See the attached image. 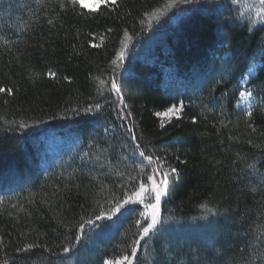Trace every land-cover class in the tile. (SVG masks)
I'll list each match as a JSON object with an SVG mask.
<instances>
[{"label": "trees", "instance_id": "trees-1", "mask_svg": "<svg viewBox=\"0 0 264 264\" xmlns=\"http://www.w3.org/2000/svg\"><path fill=\"white\" fill-rule=\"evenodd\" d=\"M258 2L197 0L150 22L145 13L163 11L167 0H118L93 16L61 8L60 0H0V85L14 87L12 96L0 94V264H103L131 255L142 204L86 227L72 252L57 247L76 243L71 225L98 214V204L121 195L119 186L136 174L138 153L125 125L178 170L161 201L167 223L141 242L133 264H264ZM125 29L132 39L114 75L132 117L121 121L115 93L98 96L95 77L113 75ZM241 88L253 90L251 117L248 105L237 106ZM95 102L99 112L76 114ZM180 102L179 116L160 127L155 112ZM52 132L72 145L49 157ZM201 204L215 212L204 218ZM25 243L41 247L17 252Z\"/></svg>", "mask_w": 264, "mask_h": 264}, {"label": "snow or ice", "instance_id": "snow-or-ice-1", "mask_svg": "<svg viewBox=\"0 0 264 264\" xmlns=\"http://www.w3.org/2000/svg\"><path fill=\"white\" fill-rule=\"evenodd\" d=\"M196 2L197 0H167L163 11L154 10L152 13H145V15L149 17L150 22L153 19L159 20L160 16L164 15L166 11L172 7H178L180 4H192ZM231 2L232 4L237 5L239 3V0H231ZM69 6L73 10L78 9L79 11L77 12V14L80 16H93L100 12L101 6L113 8L118 7V0H60L61 8H66ZM252 6L253 5H248V7ZM255 7L257 9L256 15L261 17V19H264V0H259L258 4L255 5ZM237 15L239 16L240 13H237ZM48 22L52 23L51 20H49ZM108 31H111V29H108ZM100 39L103 40L104 37L101 36ZM131 39L132 37L129 35L127 29H125L124 40L121 42L122 47L116 52L115 58L111 61V64L114 66L113 75L107 77L106 79L95 77V79L98 81V96L103 97L105 91L109 93H115L117 98V107L115 108V111L117 113V117L121 121L130 120V118L132 117V113L130 111H127L128 105L125 103L124 97L121 94V85L115 78L114 73L116 68L123 66V61L127 55L126 41H130ZM93 46L98 47L99 45ZM46 75L51 78L56 77V73L51 70H49ZM65 79H68V77H65ZM0 94L12 96L14 94V87H5L3 85H0ZM239 97L240 99L237 100V106H239L242 101L248 102V106L246 111H244V115L251 117L253 110L250 101L253 97V90L241 88L239 90ZM5 103H7V100H5ZM183 107V102H180L179 104L171 105L164 111L155 112V116L161 118L160 127H164L165 120H171L174 117H178L183 110ZM101 109V103L95 102L88 104L83 109H76L75 112L77 115H79L80 112L89 114L99 112ZM0 119H3V117H0ZM193 121L195 122V117H193ZM8 123H18L19 129L29 127V125L23 121H11ZM36 123H41V121H37ZM125 126L127 127V130L131 136V140L135 142V152L138 153V156L140 158V162L135 165L136 174L128 175L127 182L119 186L121 189V195L110 193L111 199L106 200V206L98 204V214L94 211L88 219H84L83 217H81L82 222H80L78 226L76 224L71 225V227L77 228V232L75 235L76 243H66L62 247L57 246L60 252H72L76 245L82 240L84 229L86 227L90 230L101 227V225L97 222L112 220V218L118 213H121L122 210H126L128 212L134 211L133 208L126 206L142 204L143 211L139 213L140 219H137L135 221V224L138 226V230L136 233V236L138 238L134 239L131 242V255L125 253L123 256L115 258L114 260L105 259L103 261V264H133L134 258H136L137 256L138 249H140L141 247V242L146 241V238L150 239L152 236L159 233L163 229L164 224L167 223V221L162 219L161 217V201L169 194L170 174L177 173L178 170L168 165L164 157L155 155L150 147H141V142L137 139L134 126ZM105 131H107V129H105ZM253 131H255V129H253ZM249 143H251V141H249ZM254 166V164L247 165V167L249 168H253ZM117 175L123 176L124 174L118 172ZM0 203H3V197H0ZM200 207L205 209L204 218H206L207 215L213 214L215 212V209L209 207L207 204H201ZM37 247H41V245L35 243H25L23 247H18L16 251L29 252L30 250ZM43 247L47 251H52L51 249L47 248L46 245H44ZM62 259H67V257H62ZM5 264H7V262H5Z\"/></svg>", "mask_w": 264, "mask_h": 264}, {"label": "rangeland", "instance_id": "rangeland-1", "mask_svg": "<svg viewBox=\"0 0 264 264\" xmlns=\"http://www.w3.org/2000/svg\"><path fill=\"white\" fill-rule=\"evenodd\" d=\"M247 105L248 102L242 101L240 107H245ZM71 145H72V140L68 136L62 137L61 135L52 132L51 135L46 139L47 155L49 157L54 156L56 152L71 147ZM136 160L140 162V158L138 154H136Z\"/></svg>", "mask_w": 264, "mask_h": 264}]
</instances>
